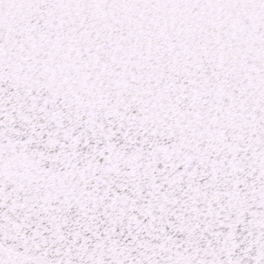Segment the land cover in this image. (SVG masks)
<instances>
[{
    "label": "snow or ice",
    "instance_id": "snow-or-ice-1",
    "mask_svg": "<svg viewBox=\"0 0 264 264\" xmlns=\"http://www.w3.org/2000/svg\"><path fill=\"white\" fill-rule=\"evenodd\" d=\"M0 264H264V0H0Z\"/></svg>",
    "mask_w": 264,
    "mask_h": 264
}]
</instances>
